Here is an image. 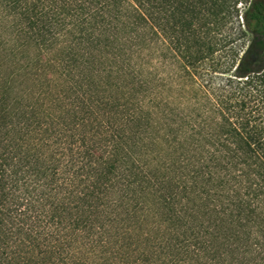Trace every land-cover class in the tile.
I'll use <instances>...</instances> for the list:
<instances>
[{
  "label": "trees",
  "instance_id": "1",
  "mask_svg": "<svg viewBox=\"0 0 264 264\" xmlns=\"http://www.w3.org/2000/svg\"><path fill=\"white\" fill-rule=\"evenodd\" d=\"M0 16L60 80L24 158L0 143V264H264V0Z\"/></svg>",
  "mask_w": 264,
  "mask_h": 264
},
{
  "label": "rangeland",
  "instance_id": "2",
  "mask_svg": "<svg viewBox=\"0 0 264 264\" xmlns=\"http://www.w3.org/2000/svg\"><path fill=\"white\" fill-rule=\"evenodd\" d=\"M9 23L0 16V143L9 144L8 160L17 152L16 160L24 158L25 146L31 142L26 130L34 125L33 113L54 111L60 80L44 51L8 39Z\"/></svg>",
  "mask_w": 264,
  "mask_h": 264
}]
</instances>
